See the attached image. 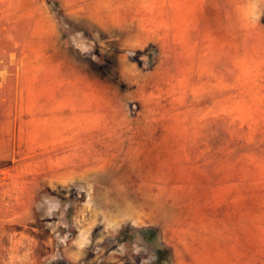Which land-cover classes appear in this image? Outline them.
Segmentation results:
<instances>
[{
    "label": "rangeland",
    "instance_id": "obj_1",
    "mask_svg": "<svg viewBox=\"0 0 264 264\" xmlns=\"http://www.w3.org/2000/svg\"><path fill=\"white\" fill-rule=\"evenodd\" d=\"M19 27L0 112L69 138L0 129V264H264V0H39Z\"/></svg>",
    "mask_w": 264,
    "mask_h": 264
},
{
    "label": "crops",
    "instance_id": "obj_2",
    "mask_svg": "<svg viewBox=\"0 0 264 264\" xmlns=\"http://www.w3.org/2000/svg\"><path fill=\"white\" fill-rule=\"evenodd\" d=\"M64 1V0H63ZM70 1V0H67ZM80 2L81 0H74ZM39 0H0V34H16L20 33V20L23 18V13L27 12H37L38 10ZM89 18L93 19V22H87L90 27H95L99 24L96 19V10H94L93 14L89 16ZM33 33L37 31H32ZM15 47V45L13 46ZM5 50L2 52L4 53ZM18 62L8 55V58L2 57L0 58V67L8 68L18 67ZM16 76V71L14 73L8 72L6 69L0 70V87L1 84H5L6 77L8 75ZM33 110V112H31ZM53 115V113L51 112ZM0 115L3 118L0 120V129L4 131H14L13 138L10 141H7L5 146H33V145H41V144H49L54 141H59L60 139L69 138V128L68 124H56L48 123L46 126L42 128L37 126V108L36 106L32 107L29 112L28 120L22 117V110L20 107H13L12 109L5 107L3 113L0 112ZM53 116L50 117V122L53 120ZM48 121V120H46ZM65 126V127H64ZM45 132L44 135L38 136V131ZM66 130V131H65ZM22 131H27L29 134L25 142L22 140ZM44 139V142L37 143L33 140L38 138Z\"/></svg>",
    "mask_w": 264,
    "mask_h": 264
},
{
    "label": "trees",
    "instance_id": "obj_3",
    "mask_svg": "<svg viewBox=\"0 0 264 264\" xmlns=\"http://www.w3.org/2000/svg\"><path fill=\"white\" fill-rule=\"evenodd\" d=\"M156 263L155 264H165L168 259V254L165 249H157Z\"/></svg>",
    "mask_w": 264,
    "mask_h": 264
}]
</instances>
